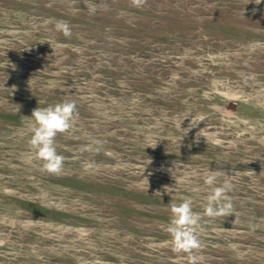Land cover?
<instances>
[{
    "label": "rangeland",
    "instance_id": "rangeland-1",
    "mask_svg": "<svg viewBox=\"0 0 264 264\" xmlns=\"http://www.w3.org/2000/svg\"><path fill=\"white\" fill-rule=\"evenodd\" d=\"M65 100L43 173L26 117ZM209 170L235 215L202 218L199 264H264V0H0V264H189L169 205L203 213Z\"/></svg>",
    "mask_w": 264,
    "mask_h": 264
},
{
    "label": "clouds",
    "instance_id": "clouds-1",
    "mask_svg": "<svg viewBox=\"0 0 264 264\" xmlns=\"http://www.w3.org/2000/svg\"><path fill=\"white\" fill-rule=\"evenodd\" d=\"M254 2L259 5L261 0H254ZM146 3L147 0H130V6L136 9H142ZM86 6L90 14H95L99 10H108L107 4L89 3ZM55 29L65 37L71 36V28L65 20H56ZM48 42L51 45V42ZM256 46H259V42H256ZM78 116L76 102L65 100L43 108L37 107L32 111L30 118L26 117L28 118V132L30 133L27 141L28 147L32 159L40 162L41 172L53 175H59L62 172L65 158L57 151L56 138L60 134L68 133L74 127ZM200 121H204L203 116L198 119L193 117L189 128L195 127ZM181 123L179 127H181ZM185 130L186 134L188 129ZM156 144L150 147L155 148ZM93 145L97 146L95 150L98 151L99 147L102 146V141L94 139L83 150H93ZM222 174L224 173L218 170H209L204 176V184L208 186L209 191L204 197L206 203L203 207V213L193 210V199L190 196L181 197L180 203L173 201L169 205L171 217L166 231L171 237V250L176 254H186L189 264H199L202 259L198 254L203 247L199 238L202 218L206 216L215 219L221 216L235 215L232 198L229 195L233 191L234 185L225 180L217 186V181ZM165 191L170 193L171 190L166 186ZM159 194L161 196V193Z\"/></svg>",
    "mask_w": 264,
    "mask_h": 264
}]
</instances>
